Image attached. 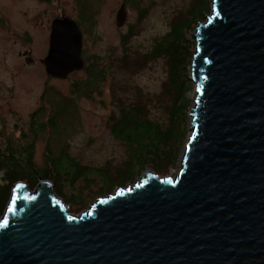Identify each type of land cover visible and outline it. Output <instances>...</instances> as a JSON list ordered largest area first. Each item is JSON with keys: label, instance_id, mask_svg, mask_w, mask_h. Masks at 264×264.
Here are the masks:
<instances>
[{"label": "water", "instance_id": "1", "mask_svg": "<svg viewBox=\"0 0 264 264\" xmlns=\"http://www.w3.org/2000/svg\"><path fill=\"white\" fill-rule=\"evenodd\" d=\"M214 4L193 34L197 97L178 177L148 172L79 216L52 182H19L0 264H264V0ZM44 62L59 80L84 70L75 21L55 23Z\"/></svg>", "mask_w": 264, "mask_h": 264}, {"label": "rangeland", "instance_id": "2", "mask_svg": "<svg viewBox=\"0 0 264 264\" xmlns=\"http://www.w3.org/2000/svg\"><path fill=\"white\" fill-rule=\"evenodd\" d=\"M121 1L93 0L90 3L86 0L83 5V14L87 17L95 13L98 15L95 32L86 38L89 48L83 54L85 67L97 65L98 69L106 70L104 81L93 90L83 86L88 77L84 71L73 73L66 80H56L49 79L45 69L35 65L22 66L17 75L7 46L15 37L0 39V123L4 120V124H0V129L4 131V135L0 137V157L5 154L8 141L16 148L21 147V142L24 144L28 141L34 146L33 163L42 167L49 142L59 149L66 144L69 152L84 164L100 167L109 162L111 170L115 172L127 160L124 143L112 134V119L118 117L122 106L141 102L146 106L149 118L165 120L168 97L162 90L167 80V60L161 57L147 60L145 66L140 68L134 66L133 62L142 61L143 55L151 51L155 41L170 31L173 22L187 28L185 35L191 41L189 45L196 50L193 34L200 23H205L207 15L213 14L214 0H129L130 5L125 8L128 16L126 24L119 28L116 15L122 9ZM18 7L22 28L25 12L33 13L37 11V7L43 9L45 6H39L34 0H20ZM192 28L194 30L190 34ZM32 34L33 54L40 58L45 51L43 43L46 39L41 32ZM21 43L27 44V38L22 37ZM189 69L191 71V66ZM189 78L191 80V73ZM196 97L197 85L193 83V88L187 93L190 100L185 115L188 131L178 162L165 164L170 167L166 166L161 174L149 168L144 169L125 188L130 184L134 186L151 171L163 178H177L182 172V161L193 132L194 118L191 114ZM67 103L70 104L63 110L65 112L58 116L62 112L60 108ZM40 110L43 111L39 115L41 123H47L51 114L55 120L52 127L34 135L31 131L33 114ZM182 130H185V122ZM13 155L15 156L5 158L2 162L22 160L17 154ZM158 170L162 171L161 168ZM2 177L3 171L0 170V182ZM120 188H116L112 194ZM97 190L98 187L93 191ZM107 196L109 195L99 196L92 202L87 199L85 208L74 210L70 207V212L79 216L100 198Z\"/></svg>", "mask_w": 264, "mask_h": 264}, {"label": "trees", "instance_id": "3", "mask_svg": "<svg viewBox=\"0 0 264 264\" xmlns=\"http://www.w3.org/2000/svg\"><path fill=\"white\" fill-rule=\"evenodd\" d=\"M183 27V24L177 25L173 22L170 31L155 41L151 51L143 55L142 61L133 62L134 66L140 68L145 66L147 60L160 57L167 60V80L163 84L162 93L168 97V103L165 107V120L149 118L148 110L141 102L123 105L118 117L112 119L114 121L112 134L124 143L127 149V160L122 168L113 172L109 162L100 167L84 164L69 152L66 144L60 149L56 146L58 150H55V145H51L50 142L44 166L38 167L33 163V143L21 142V147L16 148L8 141L6 152L0 157V170L3 171L0 182V220L10 202L12 189L19 182L27 181L33 190L41 180L50 181L66 204L74 210H80L87 205V199L92 202L99 196L112 194L116 188H123L133 182L144 169L149 168L161 174L167 166L165 164L178 162L188 131L185 115L190 100L187 93L193 88V82L189 78L191 73L189 67L195 51L192 45H189L190 39L185 35L187 28ZM193 30L194 28L190 30V34ZM193 44L195 47L196 41ZM83 71L88 75L83 86L89 90L96 89L106 77V70L98 69L97 65H86ZM69 104L62 105L60 108L62 112L58 116L65 112L63 110ZM42 112L40 110L33 114L31 131L34 135L52 127L54 123L53 114L47 123H41L39 115ZM183 122L185 130H182ZM14 153L22 160L2 162L5 158L14 157ZM169 165L167 167H170ZM159 168L162 171H159ZM96 187L98 190L93 191Z\"/></svg>", "mask_w": 264, "mask_h": 264}, {"label": "flooded vegetation", "instance_id": "4", "mask_svg": "<svg viewBox=\"0 0 264 264\" xmlns=\"http://www.w3.org/2000/svg\"><path fill=\"white\" fill-rule=\"evenodd\" d=\"M85 1L86 0H34V2H36L39 6L44 5L45 7L43 9H39L37 7V11L33 13L25 12L23 14L24 24L21 28L20 8L18 7L20 0H0V39L15 37L13 38L14 40L10 41L7 45L8 53L12 58L14 73L18 75L22 66L25 67L35 65H39L46 71L44 60L48 57L50 52L51 38L55 23L65 19H71L75 21L81 30L83 34L84 54L88 47L86 38L95 32L94 28L96 27L98 17L97 13L89 17L83 14V5ZM89 2L93 3V0H89ZM122 5H125V8L129 6V0H122L121 6ZM14 12H16L15 15ZM35 32H41L43 37L46 39L43 43L45 46V51L40 58L34 57L33 47L31 46V43H33L32 37H34L32 33ZM22 37L27 38V44L22 45ZM48 78L56 79L50 76H48ZM0 124H4V120ZM3 132V130L0 132V137L4 135Z\"/></svg>", "mask_w": 264, "mask_h": 264}]
</instances>
